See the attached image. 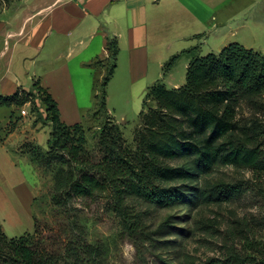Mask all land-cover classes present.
I'll list each match as a JSON object with an SVG mask.
<instances>
[{"label":"rangeland","instance_id":"rangeland-1","mask_svg":"<svg viewBox=\"0 0 264 264\" xmlns=\"http://www.w3.org/2000/svg\"><path fill=\"white\" fill-rule=\"evenodd\" d=\"M53 1L17 0L7 6L0 0V74L6 71L10 63L15 73L19 65H23L19 62L20 52L14 46L16 39L5 37L6 31L17 29L37 7ZM240 9L246 10L244 21L247 26L253 29L261 25L256 16L264 12V0H249ZM215 14L217 18L221 16L220 12ZM39 18L35 16V20ZM211 25L209 23L207 27L208 36L198 39L190 47L195 48L199 56L218 54L231 43H240L264 53L263 40H255L249 28H240L236 36H232L230 31L218 35L215 26L214 32L209 33ZM257 36L263 39V34ZM185 62L188 59L183 54L175 65L174 83H178V87L186 82ZM127 68L126 54L120 59L117 56L116 75L112 76L106 87V108L120 125L128 147L135 150L139 114L143 109L146 111L156 107V102L147 101L144 107L147 91L132 90ZM36 71L41 73L40 68ZM103 75L89 81L74 82L75 86L81 87L78 102L80 107H86L82 123L87 129L88 149L94 162L101 157V123L88 118L96 107L95 94L99 90L95 89V82L98 80L100 85ZM33 78V75L23 73L21 85L24 90H32ZM153 81L150 80V85ZM173 85V82L166 84L169 89ZM2 91L0 87V94L9 93V90ZM36 96L31 104L22 107H0V141L6 139L13 125L21 135L17 137L23 140L20 147L22 154L16 157L18 169L14 173L8 172L6 160L0 157V183H3L2 173H5L6 179L21 184L18 193L13 190L9 194L13 208L9 205L8 209L24 215L23 222L13 225L11 218L4 220L3 215L0 217V234L8 239L33 236L34 246L45 250L52 264H211L213 259L228 261L231 255L246 253L244 236L249 235L246 227H253L258 235H264V175L258 174L260 177L255 178L252 170L241 166L218 163L209 172L200 171L191 181L172 184L187 196L183 202L172 205L133 196L125 200L121 213L110 191L85 198L68 195V187L64 185L68 170L64 161L67 155L60 151L49 153L47 141L52 127L49 122L44 124L45 106ZM22 109L27 111L24 116ZM12 112V121L8 123L6 115ZM236 112L238 128L231 138L258 144L264 151V94L260 98L245 96L240 100ZM38 124H42V128L36 141L30 136L26 137L25 133L31 134L33 126ZM17 137L9 141L10 146L18 143ZM194 158L193 154L175 158L169 163L189 167ZM73 170L76 177L82 171L86 172L79 166H73ZM227 188L235 191L229 198ZM36 190L38 194L32 208L33 217H30L19 203L18 195L27 199L31 191ZM233 226L243 231L242 238L235 237Z\"/></svg>","mask_w":264,"mask_h":264},{"label":"trees","instance_id":"trees-1","mask_svg":"<svg viewBox=\"0 0 264 264\" xmlns=\"http://www.w3.org/2000/svg\"><path fill=\"white\" fill-rule=\"evenodd\" d=\"M3 1L9 6L17 0ZM105 48L106 56L85 63L104 74L100 85L98 80L95 82V89L99 90L95 94L96 107L88 118L101 123V157L96 162L88 149L85 125L62 121L57 101L39 79L33 81L31 91L18 89L12 95L0 94V107L31 104L35 95L44 104V124L49 122L52 126L47 141L49 153L60 151L67 155L64 185L68 187V195L85 198L110 191L117 210L123 213L125 200L133 196L166 205L183 202L186 193L172 184L191 181L197 173L209 172L218 163L248 168L255 178L264 175V151L260 146L231 138L238 128L236 109L240 100L264 94V53L240 43H231L220 53L206 56L187 51L191 57L185 84L169 89L158 81L148 90L144 107L150 100L156 102V107L140 112V125L135 129L136 148L131 150L120 125L106 108V87L117 67V39H108ZM178 57L173 56L164 65L165 73ZM12 117L13 114L10 122ZM16 129L13 125L9 134ZM193 154L195 158L189 167L169 163ZM73 166L86 172L81 170L76 177ZM226 193L229 198L235 191L227 188ZM246 230L249 235L244 236L243 231L233 226L235 237H245V254L231 255L228 261L213 259L210 263L264 264V235H258L253 227ZM0 264L52 263L45 250L34 246L33 236L8 239L0 234Z\"/></svg>","mask_w":264,"mask_h":264},{"label":"crops","instance_id":"crops-1","mask_svg":"<svg viewBox=\"0 0 264 264\" xmlns=\"http://www.w3.org/2000/svg\"><path fill=\"white\" fill-rule=\"evenodd\" d=\"M247 1L54 0L46 6L37 7L17 29L6 31L5 37L16 39L14 46L20 52L19 62L23 65H19L15 73L10 63L6 71L0 74V87L2 92L9 90L6 95H12L16 92L14 90L23 89L21 76L24 72L33 75V81L39 75L37 79L57 101L62 121L67 124L82 122L86 107L79 106L81 87L75 86L74 82L89 81L102 75L99 69L85 63L106 56L108 39H117L119 59L124 54L127 56V77L132 83V90L137 88L148 92L158 81H165V85L173 82V88H178L179 84L174 83L175 65L180 55L185 54L188 62L184 66L188 67L191 55L186 52L189 50L199 54L195 48L190 47L198 39L208 36L209 23L212 24L209 33L216 28L218 35L230 31L232 36H236L240 28H249L255 40L261 39L264 42V12L256 16L261 25L253 29L247 26L244 21L246 10L240 9ZM215 12H220L221 16L217 18ZM35 16L40 18L35 20ZM212 20L216 21V25ZM259 33L263 34V39L257 36ZM188 47L190 49H186ZM175 55H179L177 61L165 73L164 65ZM37 68L41 69V73H37ZM150 80H154L151 85ZM12 114L6 115L8 123ZM41 128L42 124L33 126L31 134L25 133L26 137L30 136L36 141ZM18 135L15 130L4 141H0V157L6 160V169L10 173L18 169L16 157L22 154L20 147L23 140ZM15 137L19 141L12 147L9 141ZM37 145L44 149L40 144ZM2 176L0 217L3 215L4 220L11 218L10 223L13 225L21 224L24 215L8 209L9 205L13 208L9 194L13 190L18 193L21 184L6 179L5 173ZM37 194V190L31 191L27 199L18 195L19 203L23 205L26 214L32 217Z\"/></svg>","mask_w":264,"mask_h":264},{"label":"built area","instance_id":"built-area-1","mask_svg":"<svg viewBox=\"0 0 264 264\" xmlns=\"http://www.w3.org/2000/svg\"><path fill=\"white\" fill-rule=\"evenodd\" d=\"M21 113H22V115L24 116V115L27 114V111H26L25 109H22Z\"/></svg>","mask_w":264,"mask_h":264}]
</instances>
